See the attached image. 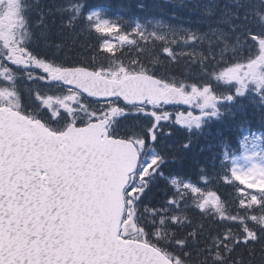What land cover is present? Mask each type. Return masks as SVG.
Wrapping results in <instances>:
<instances>
[{"label": "snow or ice", "instance_id": "6c2138e0", "mask_svg": "<svg viewBox=\"0 0 264 264\" xmlns=\"http://www.w3.org/2000/svg\"><path fill=\"white\" fill-rule=\"evenodd\" d=\"M190 10L206 31L137 22L130 37L88 0H0V264H264V135L233 155L212 131L241 99L264 121V0ZM114 41L149 59L106 56Z\"/></svg>", "mask_w": 264, "mask_h": 264}, {"label": "trees", "instance_id": "16d2710c", "mask_svg": "<svg viewBox=\"0 0 264 264\" xmlns=\"http://www.w3.org/2000/svg\"><path fill=\"white\" fill-rule=\"evenodd\" d=\"M175 1V0H173ZM206 0H201L203 3ZM91 6H103L106 10H115L118 11L123 18H127L128 20L131 18H136L138 22L143 26H150L151 24H155L156 21H160L163 24H170L174 26H181L184 28L190 29H199L201 32L206 31V26L197 24L198 19H203L196 11H191V6L196 2V0H184V4L188 5V7H169L165 0H88ZM36 14L32 13V18L34 19ZM56 19H60L59 17H55ZM121 24L125 22L123 20H118ZM67 32L64 33V36ZM53 41H59L62 37L57 36L55 32L52 31V35L50 37ZM59 38V40H57ZM68 40L71 37H67ZM92 43V37L89 38ZM145 42L141 41L140 45L143 46ZM79 49H75L74 51H78ZM74 51L69 55H73ZM156 52L159 53L161 59H167L166 54L163 53L161 46L159 43L156 45ZM106 56H117L121 59H124L125 62H128L131 59H139L141 61H147L149 57L139 51L136 46H126L119 48L118 50H114V53L105 54ZM174 70L179 72L183 67H185V61L181 60L179 64L173 65ZM192 68V71L195 72L197 69L194 66H189ZM240 105H244L242 108L237 105L234 108L235 115L232 119L227 121L224 124H215L212 126L213 134L217 130L221 131L222 136L221 139L224 140L227 144L228 150L234 155L241 150L240 143V132L247 128L248 130L261 132L264 134V121L261 120V113L257 107H254L247 100L241 99ZM211 139V138H209ZM208 141L201 137L197 140L195 145V150L190 155L193 157L194 162L192 164L191 169L185 167L182 171H190L193 174L195 173L196 163H208L209 161L206 157H211L212 153L205 151L203 153H198V149L201 145L206 144ZM215 143V141H214ZM221 148L217 147L213 149V152L219 154ZM165 185L163 182L158 184L153 190L149 193V199L146 203L151 205H158L162 200L166 198L168 193L164 191ZM221 193L225 196L231 195H239L238 192H233V190L229 188H223L220 190ZM194 218H196V214H192ZM207 223V221H205ZM257 254V259H258Z\"/></svg>", "mask_w": 264, "mask_h": 264}, {"label": "flooded vegetation", "instance_id": "af4514ba", "mask_svg": "<svg viewBox=\"0 0 264 264\" xmlns=\"http://www.w3.org/2000/svg\"><path fill=\"white\" fill-rule=\"evenodd\" d=\"M62 2H63V0H45V2L42 3V4H43V5L46 4V6H51V5L54 4V3H57V4H58V3H62ZM57 17H59V18L61 19V17H60L59 15H57ZM48 19H49V23L51 24V22H52V20H53V17H49ZM54 19H55L56 23H55V24H52V31L56 33V31H57V27H58L59 22H60V19H56L55 17H54ZM65 35H69V34L66 33ZM64 37H66V36H64ZM67 37H69V36H67ZM69 54H71V52H70ZM180 107H181V108H184L185 106H180ZM183 136H184V132H183V130L177 128V129L174 131V134H173V135L165 136V137H166L167 139H169L171 143H173V144H178L179 141L183 138Z\"/></svg>", "mask_w": 264, "mask_h": 264}, {"label": "rangeland", "instance_id": "374dc122", "mask_svg": "<svg viewBox=\"0 0 264 264\" xmlns=\"http://www.w3.org/2000/svg\"><path fill=\"white\" fill-rule=\"evenodd\" d=\"M138 22V20H134V21H132V22H130L129 20L126 22V24H127V26H128V28H131L132 27V29L135 27V24ZM148 29H151V27L149 26L148 27ZM129 33V35L131 36V32H128ZM111 39V38H110ZM114 43H117L116 41H114ZM253 134H256V135H264L263 133H261V132H257V131H252V130H248L247 128H245V129H243L241 132H240V134H239V137H240V143H241V141H242V139H243V137L244 136H252ZM171 145V144H170ZM241 147V146H240ZM241 152H242V147H241V150L238 152V153H236V154H234V155H240L241 154Z\"/></svg>", "mask_w": 264, "mask_h": 264}]
</instances>
